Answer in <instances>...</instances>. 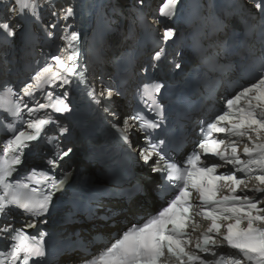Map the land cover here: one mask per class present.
Returning <instances> with one entry per match:
<instances>
[{"label":"snow or ice","instance_id":"snow-or-ice-1","mask_svg":"<svg viewBox=\"0 0 264 264\" xmlns=\"http://www.w3.org/2000/svg\"><path fill=\"white\" fill-rule=\"evenodd\" d=\"M252 3L257 10L258 27L264 33V0ZM128 6L142 12L147 4L146 0H131ZM240 6L251 12L244 0ZM182 7L183 0H161L152 15V31L157 33L161 45L174 40L176 32L166 21L179 18ZM0 11L5 14L0 19V37L6 43H26L33 31H39L55 47L25 82L14 86L0 81V91L13 98L12 107H4L0 100V127L8 121L12 132L6 143L0 142V154L5 158V166L0 168V264H47L45 237L49 233L40 225L48 222L47 217L55 208L54 197L67 180V174L60 176L56 170L74 153L71 146L60 147V138L70 134V129L59 119L74 111V89L83 92L106 118H112V127L130 152L136 153V162L142 161L150 169L149 176L162 173L174 191L164 205L140 220H129L128 216L135 217L137 213L135 208H128L124 217L127 224L118 227L102 249L81 256L79 262L73 260L72 264H213L210 258L217 257L215 264H264V61L255 80L225 100L226 111L201 127V139L196 145L199 151L194 149L176 161L168 156L166 140L160 136L167 117L157 97L165 84L148 82L142 89L137 86L144 107L126 115L121 128L116 123L121 119L120 113L113 106L118 103L114 97L124 93L103 76L90 72L83 58V33L74 27L78 17L74 0H0ZM98 43L103 53L107 44L104 33L99 35ZM164 56L163 46L154 50L151 67L158 68ZM98 59L103 60V55ZM172 66L180 69L182 64L174 62ZM40 113L46 115L42 117ZM14 120L21 121L20 127H10ZM130 129L143 134L144 142L139 148H134L129 139ZM245 139L246 160L239 153L240 141ZM41 140L53 148L46 160L47 171L42 173V184L30 188L34 195L24 197L11 191L9 178L24 163L25 150ZM229 165L228 171H220ZM250 179L259 186L249 187ZM222 187L226 194H221ZM23 188L29 189V184H23ZM194 193L198 202L193 201ZM14 213L23 214V225L16 226ZM195 216L210 221V226L193 248L189 229L195 231ZM224 247L233 251H218Z\"/></svg>","mask_w":264,"mask_h":264}]
</instances>
